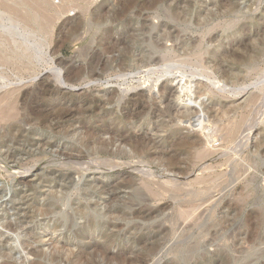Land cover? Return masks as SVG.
<instances>
[{"label":"rangeland","instance_id":"1","mask_svg":"<svg viewBox=\"0 0 264 264\" xmlns=\"http://www.w3.org/2000/svg\"><path fill=\"white\" fill-rule=\"evenodd\" d=\"M64 4L62 15L48 9ZM59 69L74 88L57 87ZM263 80L264 0H0V264H264V147L256 152L264 100L245 107ZM213 81L230 90L218 92ZM103 113L107 126L148 154L166 149L178 166L153 161L150 178L129 167L143 169L146 153H95L87 132L102 127L95 118ZM200 113L203 125L193 126ZM195 135L202 147L179 143ZM207 144L219 153L198 167L215 169L193 186L195 154ZM93 160L130 165L84 171ZM144 181L162 195L150 196ZM118 185L128 209L81 227L77 205L88 213L116 207ZM144 207L154 213L134 218Z\"/></svg>","mask_w":264,"mask_h":264},{"label":"bare ground","instance_id":"2","mask_svg":"<svg viewBox=\"0 0 264 264\" xmlns=\"http://www.w3.org/2000/svg\"><path fill=\"white\" fill-rule=\"evenodd\" d=\"M44 3V2H43ZM49 3V2H48ZM217 4L220 5V7L223 5V2L219 1ZM47 6V5H46ZM68 5L64 4L63 6L59 5V6H54V7H58V8H53V6H51L52 8H48V9H53V10H56L57 11V14L58 15H62L63 12H64V8ZM255 7V6H254ZM34 9V8H33ZM46 9V7L44 8ZM42 10V9H41ZM43 11V10H42ZM231 11H234L233 8L231 7ZM208 14V13H207ZM47 15V14H46ZM45 15V16H46ZM35 16V15H34ZM36 18V21L38 22V24L40 26H42L43 22L45 21V18L40 14V16H35ZM49 21V20H48ZM234 21V20H233ZM214 27V26H213ZM209 32V31H208ZM14 45V44H13ZM199 45V44H198ZM197 45V46H198ZM18 47V46H17ZM24 51H26L27 49H23ZM24 53V52H23ZM166 53V52H165ZM170 53V52H169ZM167 54V53H166ZM26 55V54H25ZM197 55V54H196ZM28 56V54L26 55ZM25 56V57H26ZM42 56V55H41ZM17 57V56H16ZM201 59V58H200ZM39 61V60H38ZM224 69V68H223ZM236 72V71H235ZM234 72V73H235ZM238 72V71H237ZM161 75V74H160ZM170 75V74H168ZM95 78V77H94ZM251 78V77H250ZM163 76H157V79L153 85V87H158L160 85V83L163 81ZM252 79V78H251ZM217 82H221V81H217ZM215 81L211 82L213 88L215 90H217L218 92H222V93H225L226 91L228 92L230 89H228L227 85L224 84V85H220L219 83H217ZM56 85L57 87H60L62 90L64 91H67L69 90V88H74V86H71V84L68 83L67 81V78L65 77V75H63V71L59 69V73L57 74V81H56ZM93 83V82H92ZM110 84V83H108ZM144 84V83H143ZM25 86V85H23ZM22 86V87H23ZM149 86V85H148ZM186 86V85H185ZM224 86V87H222ZM22 87H14L13 89H10L8 90V92L5 94L4 98H7L9 96H13L14 93L17 91V90H20L22 89ZM77 87V86H76ZM141 87V86H140ZM145 87V86H144ZM151 87V86H150ZM187 88H189L188 86H186ZM230 87V86H229ZM236 87V86H235ZM242 87V86H241ZM249 87V86H248ZM248 87H245V88H242V89H238L237 91H234L235 93L237 94H241L243 92H246L247 91V88ZM180 88V87H178ZM182 89L180 90H183L184 88L181 86ZM187 88H185L184 90H188ZM191 88V87H190ZM146 89V88H145ZM152 89V88H151ZM254 92L251 94L250 98L248 99V102L245 104V107H251L253 105L256 104V102L260 99H263L264 100V80L262 82H259L257 84H254L253 85V88ZM192 90V89H191ZM190 90V91H191ZM184 91V92H185ZM230 93V92H229ZM233 93V92H232ZM248 93V92H247ZM124 94H126L125 92L122 91V98L125 96ZM192 95V94H190ZM188 95V96H190ZM227 95V94H226ZM169 94H164L163 97H168ZM194 96V94L192 95ZM1 97V96H0ZM3 97V95H2ZM1 97V98H2ZM126 97V96H125ZM239 97V96H238ZM109 101H111V99L109 98L108 99ZM203 100V98H202ZM258 103V102H257ZM261 103V102H260ZM171 104V103H170ZM169 105V103H168ZM264 105V104H263ZM171 106V105H170ZM176 106V104L174 105ZM178 106V105H177ZM176 106V107H177ZM172 107V106H171ZM175 107V108H176ZM14 108V107H13ZM263 109V108H262ZM180 110V109H179ZM175 111V110H174ZM248 111V110H247ZM15 112V111H14ZM4 113V112H3ZM2 113V114H3ZM260 113V112H259ZM125 114V113H124ZM245 114V113H244ZM243 114V115H244ZM17 115V114H16ZM15 115V116H16ZM201 116H198L195 119V122L193 124V126H197L199 125V127L201 125H203V120H204V117H205V114H201ZM4 116V115H3ZM11 116H12V113H11ZM126 116V115H125ZM13 117V116H12ZM108 117H109V114L105 115L104 113L103 114H100L98 115L95 119L97 120H100L101 122H103V125H101L102 127L98 126L97 128L95 129H90V131L87 132V136L91 135V130H92V137L95 139V148H96V151L95 153H101V154H107L109 156H113V158H130V157H135V156H139L140 153H146V150L145 149V146L143 147H140L139 144L137 143V140L136 138H133V137H130V136H127V134L123 133L122 131H117V130H114L112 128H110V126H107L106 123H108ZM242 117V116H240ZM239 117V118H240ZM119 119V118H118ZM116 119V120H118ZM252 120V119H251ZM32 120H28L26 119L24 121V124L27 126L28 124H30ZM132 121V120H131ZM130 121V122H131ZM120 125L123 124V119H120ZM133 124V123H132ZM151 124V123H150ZM254 124V123H253ZM114 125V124H113ZM116 125V124H115ZM136 126V125H135ZM169 126V124H166L165 126H163L164 128H167ZM115 127V126H114ZM255 127V126H254ZM17 129V128H16ZM102 129V130H101ZM134 129V128H133ZM19 130L21 131V133L24 135L26 134L25 133V130H21V128H19ZM212 130V129H211ZM253 131V130H252ZM209 132V131H208ZM207 132V133H208ZM101 133H104V135L108 134L110 135V140H106L104 138H101L99 134ZM173 133H176V131H174ZM205 134V133H204ZM204 137V136H203ZM24 139H26L27 137L24 135L23 136ZM169 138V137H168ZM168 138L166 141H168ZM206 140V139H205ZM178 141V140H177ZM207 141H210L211 142V139L208 138ZM112 143H120L119 144V147L115 150V151H110L109 150V146L112 145ZM180 144H182L183 146H190V147H202V144H203V140L201 138V136L199 135H195L194 137H183L182 139H180L179 141ZM208 143V142H207ZM80 144V143H79ZM81 145V144H80ZM79 145V146H80ZM127 147H130V150L132 151V153H134V155H131L130 152H127ZM261 147H264V141H261L259 143L256 144V152H260V148ZM79 149V148H78ZM148 151V150H147ZM219 150H217L215 148V145H208L206 146V148H199L197 151H196V154H195V162H194V166L193 167H197L199 170H200V173L197 177L194 178V180H192V185L193 186H200V185H204L208 182V180L211 178L210 175H205V172L206 171H209V170H213L215 169V166H200L198 167V165L203 162L204 160L208 159V158H211L212 156H217L219 153L218 152ZM75 152V151H74ZM262 154L264 155V150L261 151ZM65 154V153H64ZM72 154V153H71ZM77 155V154H76ZM220 155H225L224 154H220ZM239 156V155H238ZM67 157V158H66ZM72 157L71 155L69 154H65V156L63 157L61 155V158L62 160H69L68 158ZM82 157V156H81ZM107 158V157H106ZM146 158L148 159L147 161L148 162H143L142 163L144 164L143 169L139 168L137 165V167H133L132 166H129L131 170H137L138 173H141L143 174L144 176H147V177H155V174L152 173L151 170L145 168L147 167L146 165H149L150 163H152L153 161H158L159 162V165L160 166H164L166 168H168L169 171H174L175 167L178 166V161H177V157L171 155L166 149H159V152L156 151V153L152 154V153H146ZM237 159V158H236ZM231 158L229 157L227 159V162L230 161ZM249 160V159H248ZM95 161V160H93ZM218 161V160H217ZM234 161H235V158H234ZM232 161V162H234ZM250 161V160H249ZM100 163H98V161H95V163H93L92 165L90 166H86L87 168L83 169L84 171H90V170H96V171H103L104 169H98V168H105V170H107V167L110 168L108 170H121V169H125V165H130L128 163H119V162H115V161H112V160H104V161H99ZM231 162V161H230ZM139 164V162L137 163ZM86 165V163H85ZM83 165V166H85ZM89 165V164H88ZM183 165V164H182ZM127 169V168H126ZM147 169V170H146ZM93 170V171H94ZM183 172V171H182ZM247 172V171H246ZM188 177V176H187ZM151 178V177H150ZM170 178V177H169ZM193 179V178H192ZM169 181V180H168ZM212 181V180H211ZM144 188L145 190L150 194V196L152 195L153 198H158L159 196H161L162 194H158L156 193L152 186H151V182L149 181H144ZM155 185V184H154ZM157 185V184H156ZM233 185V184H232ZM124 186V185H123ZM122 186V187H123ZM125 186H129V185H125ZM190 186V185H189ZM121 186L118 185L117 188H113V190H111L112 192V199L113 200H117L118 202V205H116V207H109L105 212H100L98 211L97 209H95L93 212L91 213H88V211L90 212L88 206H83L84 208H82L81 206L77 205V208H75L73 211H74V214H75V217L81 219V218H84L86 219V222L81 225V227H85V226H90L94 220H97L99 218L101 219H104V218H107V215L109 214H112V213H115V212H119L120 210L121 211H126L128 208L126 206V203L124 201H122L121 199H119V196L117 194V192L119 191V189L122 188ZM187 187V186H186ZM206 189V188H205ZM165 190V189H164ZM169 191V190H168ZM64 196V195H63ZM69 196V195H68ZM67 195L65 197H68ZM137 198H138V192H135V195ZM111 198V197H110ZM205 199V198H204ZM89 201H90V198H89ZM135 202V201H134ZM156 202V201H155ZM190 202H193V201H190ZM205 202V201H204ZM73 205H76V204H73ZM137 205V204H136ZM203 204L197 208H195V210L199 209L200 207H202ZM151 208V207H150ZM102 209V208H101ZM194 209V208H193ZM100 210V209H99ZM263 210V209H262ZM184 211V210H183ZM191 211V210H189ZM203 212V211H202ZM260 212V211H259ZM154 212L152 209H148L147 208H141L140 210L138 211H134L133 212V217L134 218H148L150 215H152ZM184 214V213H183ZM90 215V216H89ZM261 214L258 213L257 216H256V221L259 222V218H260ZM63 218H67V216L63 215ZM253 218V217H252ZM255 218V217H254ZM122 219V218H121ZM185 220V219H184ZM259 224V223H258ZM257 224V225H258ZM261 226V225H260ZM89 228V227H88ZM255 229V228H254ZM253 230V229H252ZM73 238V237H72ZM79 238L78 237H74V240H78ZM87 239V238H86ZM197 244L198 243H194V244H191V245H188L187 248H186V251H185V254L186 255H182V257H180L182 260L185 259V260H189L190 258L193 257L194 253L196 252V248H197ZM84 256V255H83ZM225 260V259H224ZM196 264H199V262H197Z\"/></svg>","mask_w":264,"mask_h":264},{"label":"built area","instance_id":"3","mask_svg":"<svg viewBox=\"0 0 264 264\" xmlns=\"http://www.w3.org/2000/svg\"><path fill=\"white\" fill-rule=\"evenodd\" d=\"M63 0H56V4H61Z\"/></svg>","mask_w":264,"mask_h":264}]
</instances>
